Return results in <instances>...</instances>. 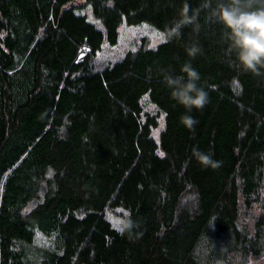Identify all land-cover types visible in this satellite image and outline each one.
<instances>
[{
	"label": "trees",
	"instance_id": "16d2710c",
	"mask_svg": "<svg viewBox=\"0 0 264 264\" xmlns=\"http://www.w3.org/2000/svg\"><path fill=\"white\" fill-rule=\"evenodd\" d=\"M219 2L0 0V264H248L264 255V76L233 65L213 15ZM142 21L171 37L95 66L122 22ZM188 61L209 97L189 113L194 131L163 83ZM193 149L219 166L202 167Z\"/></svg>",
	"mask_w": 264,
	"mask_h": 264
},
{
	"label": "clouds",
	"instance_id": "9594fccd",
	"mask_svg": "<svg viewBox=\"0 0 264 264\" xmlns=\"http://www.w3.org/2000/svg\"><path fill=\"white\" fill-rule=\"evenodd\" d=\"M213 15L223 26V35L229 41L233 65L245 73L264 76V0H220ZM187 5L183 9L182 22H187ZM252 25V26H250ZM251 41L254 43H246ZM187 55L195 58L200 52L196 45L186 48ZM182 75L165 74L163 83L171 90V98L185 109L180 123L194 131L198 121L191 116L193 110L202 111L209 102L208 93L200 84V73L188 61L181 66ZM197 162L205 168H216L220 162L212 155L193 149ZM133 227L131 220L126 229Z\"/></svg>",
	"mask_w": 264,
	"mask_h": 264
},
{
	"label": "rangeland",
	"instance_id": "374dc122",
	"mask_svg": "<svg viewBox=\"0 0 264 264\" xmlns=\"http://www.w3.org/2000/svg\"><path fill=\"white\" fill-rule=\"evenodd\" d=\"M88 19L93 21L97 27L102 28V25L93 17L92 13L89 12ZM171 30H160L157 29L154 25L149 22L142 21L135 24H128L126 22H122L119 26V35L118 40L115 43H109L107 40H104L102 47L95 56V65L98 68H103L107 66V64L113 63L119 59H121L125 53L129 50H135L141 46L145 47H155L161 41L167 40L171 37ZM143 102L145 103L147 111L149 112H157V107L154 103H150L147 100V95H144ZM164 113L161 112L159 115V123L153 129L152 135L158 140L159 133L162 127L164 126ZM118 213L111 212L110 218L114 222V224L118 227H121L123 221V217H119ZM124 222V221H123ZM43 238H39L36 243H44L42 242ZM196 252H201V256L205 258L207 254V250L205 247H200L198 244L196 247ZM207 258V257H206ZM248 264H264V255L261 257H248Z\"/></svg>",
	"mask_w": 264,
	"mask_h": 264
},
{
	"label": "water",
	"instance_id": "95a60500",
	"mask_svg": "<svg viewBox=\"0 0 264 264\" xmlns=\"http://www.w3.org/2000/svg\"><path fill=\"white\" fill-rule=\"evenodd\" d=\"M87 51H88V49L83 50L82 52H80V54H79L78 57L80 58V57L84 56V55L86 54Z\"/></svg>",
	"mask_w": 264,
	"mask_h": 264
},
{
	"label": "snow or ice",
	"instance_id": "6c2138e0",
	"mask_svg": "<svg viewBox=\"0 0 264 264\" xmlns=\"http://www.w3.org/2000/svg\"><path fill=\"white\" fill-rule=\"evenodd\" d=\"M250 26H252V25H250ZM246 43H254V42H251V41H246ZM161 155H163V153H161Z\"/></svg>",
	"mask_w": 264,
	"mask_h": 264
}]
</instances>
